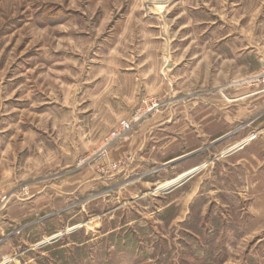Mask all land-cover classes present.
<instances>
[{"label": "rangeland", "instance_id": "obj_1", "mask_svg": "<svg viewBox=\"0 0 264 264\" xmlns=\"http://www.w3.org/2000/svg\"><path fill=\"white\" fill-rule=\"evenodd\" d=\"M212 30L213 35L209 34ZM226 32L247 35L244 57L250 70L224 60L220 40ZM177 40L182 42L172 43ZM142 45L150 47L158 65L172 55L170 46L183 47L179 56L183 61H201L203 71L213 74V92L222 97L228 91H264L263 84L253 82L264 65L257 54L264 49V0H0V129L8 131L4 146L16 163L21 158L26 168H33L43 162V175L57 176L59 186L73 189L70 197L58 198V215L50 222L42 224L46 213L25 208L16 223L21 226L19 234L14 231L15 223L2 220L4 209L0 210V243L11 239L16 246L15 251L2 252L10 254L5 264H264L257 226L247 234L241 225L231 231V219L213 204L210 194L190 205L188 213L179 214L174 206L153 212V203L163 204L168 193L148 194L109 212L129 196L98 197L103 189L95 179L102 165L94 160L98 148H76L73 154L65 149L64 131L60 130L57 143L61 145L55 150L51 140L34 130L24 131V126H49L47 116L34 114L39 107L34 99L49 92L46 82L51 79L67 73L71 78L67 66L76 69L75 75L81 73L82 65L87 67L109 55L125 61L133 53L135 59L136 53L140 56L144 51ZM146 49L141 61L151 62ZM204 83L197 94L205 91ZM55 89L57 94L65 92V81ZM79 89L75 85L74 93ZM163 96L145 95L142 100L154 97L158 107L150 112H155L167 105ZM255 121L257 117L240 127ZM128 131L112 137L106 151ZM74 135V145L80 147V133ZM71 158L72 165L64 167ZM88 178L90 182L85 183ZM205 189L210 190L206 182ZM227 201L223 198L221 202ZM48 225L52 232L42 235L41 229ZM58 232L62 235L55 241L37 245Z\"/></svg>", "mask_w": 264, "mask_h": 264}, {"label": "crops", "instance_id": "obj_2", "mask_svg": "<svg viewBox=\"0 0 264 264\" xmlns=\"http://www.w3.org/2000/svg\"><path fill=\"white\" fill-rule=\"evenodd\" d=\"M209 34L213 35V30ZM220 41L225 48L224 60L250 70L249 60L244 57L249 46L247 35L226 32ZM180 42L172 43L179 45ZM142 43L146 42L142 40ZM142 46L144 51L140 56L136 53L135 59L133 53L125 61L109 55L87 67L82 65L81 73L75 75L76 69L67 66V71L72 72L71 78L67 73L51 79L46 82L49 92L40 93L34 99L39 101L34 114L47 116L49 126H24V131L34 130L42 138L51 140V149L57 150L61 145L57 143V134L63 130L66 150L93 151L102 145L120 120H131V129L114 140L106 157L99 161L102 165L123 164L117 170L95 174L103 186L99 198L129 196L109 212L149 196L147 192L154 185L189 173L182 184L163 196L166 198L163 204L153 203V212L174 206L177 213H188L190 205L200 203L201 196L210 194L213 204L221 206L228 214L226 219H231V231L241 225L246 233L257 226L259 245H264V91H228L222 97L213 92V74L203 71L201 61H183L179 56L178 51L183 47L170 46L172 55L158 65L150 47ZM145 49L147 58L151 53V62L141 61L145 59ZM257 54L264 64V49ZM62 81H65V92L57 94L55 88ZM203 82L205 91L197 94ZM218 84L219 81L215 83ZM75 85L80 88L76 94ZM163 94L167 105L138 121L132 119L145 95ZM255 117L257 121L252 125L240 127ZM6 132L7 129H0V142L3 141L0 143V188L11 197L3 208L2 220L15 223L14 231L19 234L21 226L16 223L20 219L18 215L26 212L25 208L46 213L41 223L50 222L52 217L57 218L58 198L70 197L73 189L59 186L57 176L43 175L40 169L45 166L43 162L33 168H26V160L21 158L16 163L4 146ZM75 132L80 133L77 136L80 147L74 145ZM251 133H256V137L244 142ZM73 161L71 158L64 162V167L71 166ZM90 180L86 179L85 183ZM205 182L210 185L209 192L205 191ZM22 186L28 190L24 199L17 197ZM223 198L229 202H221ZM235 214L239 217L234 219L231 215ZM233 220L238 224L236 227ZM250 223L254 225L251 227ZM41 231L42 235L52 232V225ZM8 248L15 251L16 246L11 239H4L0 243L1 253L6 250L8 253ZM8 255L2 253L1 258Z\"/></svg>", "mask_w": 264, "mask_h": 264}, {"label": "built area", "instance_id": "obj_3", "mask_svg": "<svg viewBox=\"0 0 264 264\" xmlns=\"http://www.w3.org/2000/svg\"><path fill=\"white\" fill-rule=\"evenodd\" d=\"M253 82L257 83V84H263V88L262 89L264 90V65H263L261 71L258 73L256 79L253 80ZM156 107H158V102H156V99L154 97H149V98L143 99L141 101V104L134 111L132 119L135 120V121H138L142 116H145L147 113H149L150 111H152ZM130 129H131V121H129L127 119L120 120L119 124H118V127L116 129H114L110 133V135L104 139L102 145L95 152L97 157L94 160L99 162L104 157H106V154H107L106 145H107L108 142H110L112 137L120 135V134H122L125 131H128ZM255 137H256V133H251L250 135L245 137L243 139V141L244 142L245 141H249V140H251V139H253ZM83 161H85V159H83ZM122 164H123V162H117V163H110V164H106V165H101V167L99 168L98 171L101 172V173H104V172H107L109 170H117V169H119L121 167ZM188 176H190L189 173H187L186 175H184L182 177H176V178H174V179H172L170 181L157 184L156 186H154V188L149 190L147 192V194L157 195V194L168 193L169 191H171L175 187H177L180 184H182L184 179L186 177H188ZM27 194H28L27 186H22L20 188L18 194H17V197L23 198ZM10 197H11V195L9 193L5 192L2 188H0V210L7 205V203L10 200ZM77 226L78 225L70 227V228L66 229L64 232L70 231V230L76 228ZM60 235H62V232H58V233L52 234L51 236H49L47 238H44L37 245H43V244L48 243V242H53ZM10 259L4 258L3 261L0 264H5L7 261H10Z\"/></svg>", "mask_w": 264, "mask_h": 264}, {"label": "bare ground", "instance_id": "obj_4", "mask_svg": "<svg viewBox=\"0 0 264 264\" xmlns=\"http://www.w3.org/2000/svg\"><path fill=\"white\" fill-rule=\"evenodd\" d=\"M179 177H181V176H179Z\"/></svg>", "mask_w": 264, "mask_h": 264}]
</instances>
